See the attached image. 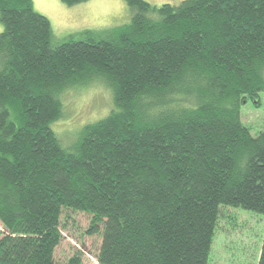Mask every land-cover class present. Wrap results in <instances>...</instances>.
Wrapping results in <instances>:
<instances>
[{
    "label": "trees",
    "instance_id": "1",
    "mask_svg": "<svg viewBox=\"0 0 264 264\" xmlns=\"http://www.w3.org/2000/svg\"><path fill=\"white\" fill-rule=\"evenodd\" d=\"M125 2L129 24L54 44L31 0H0V264H55L61 209L92 216L98 264H207L219 207L264 215V132L239 117L264 0ZM94 81L112 110L64 147L61 96Z\"/></svg>",
    "mask_w": 264,
    "mask_h": 264
},
{
    "label": "rangeland",
    "instance_id": "2",
    "mask_svg": "<svg viewBox=\"0 0 264 264\" xmlns=\"http://www.w3.org/2000/svg\"><path fill=\"white\" fill-rule=\"evenodd\" d=\"M152 7L178 5L184 0H143ZM36 13L46 18L54 44L88 32L95 36L112 34L129 24L133 10L125 0H88L68 7L61 0H31ZM1 32V25H0ZM262 45V46H260ZM264 48L258 40L253 46ZM229 72V76H234ZM63 115L51 125L64 147H69L84 125L106 118L113 107L112 93L101 81L62 94ZM242 127L252 137L264 132V91L258 99L240 106ZM207 264H257L264 237V215L238 207L221 206ZM92 216L61 209L58 229L61 240L54 250L55 264H98L101 234L91 229ZM4 230L0 225V238ZM74 261V262H73Z\"/></svg>",
    "mask_w": 264,
    "mask_h": 264
}]
</instances>
